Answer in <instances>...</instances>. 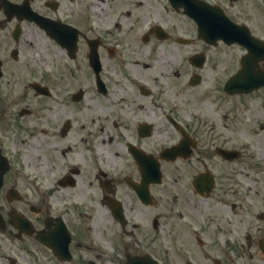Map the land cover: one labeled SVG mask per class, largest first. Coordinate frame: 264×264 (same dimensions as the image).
Instances as JSON below:
<instances>
[{
  "label": "flooded vegetation",
  "instance_id": "obj_1",
  "mask_svg": "<svg viewBox=\"0 0 264 264\" xmlns=\"http://www.w3.org/2000/svg\"><path fill=\"white\" fill-rule=\"evenodd\" d=\"M176 1L0 0V264H264V0Z\"/></svg>",
  "mask_w": 264,
  "mask_h": 264
}]
</instances>
